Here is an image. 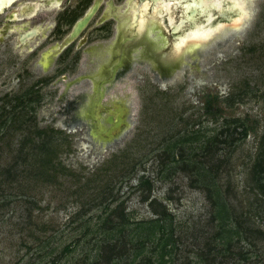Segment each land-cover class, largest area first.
<instances>
[{
	"label": "rangeland",
	"instance_id": "obj_1",
	"mask_svg": "<svg viewBox=\"0 0 264 264\" xmlns=\"http://www.w3.org/2000/svg\"><path fill=\"white\" fill-rule=\"evenodd\" d=\"M251 8L243 32L220 46L212 47L217 33L163 53L166 65L182 61L164 84L146 64L122 73L101 104L126 97L130 124L101 135L106 142L85 122L61 124L70 116L65 103L92 91L86 78L75 79L99 59L75 46L45 68L49 47L30 55L0 33V264H93L104 241L117 239L128 251L106 264L146 256L152 264H204L206 255L210 264H264V193L252 174L264 135V0ZM41 138L55 146L49 167L36 148ZM10 166L14 181L5 180ZM151 199L169 213L161 222H150L158 217ZM228 207L240 217L239 233L225 219Z\"/></svg>",
	"mask_w": 264,
	"mask_h": 264
},
{
	"label": "bare ground",
	"instance_id": "obj_2",
	"mask_svg": "<svg viewBox=\"0 0 264 264\" xmlns=\"http://www.w3.org/2000/svg\"><path fill=\"white\" fill-rule=\"evenodd\" d=\"M191 5L192 4L183 3L181 1H163L160 4L155 5L158 6V9L155 12L149 13L148 15L146 12H149L150 8L149 5L145 6L143 8L144 12L142 16L140 17L138 14V17L136 18L140 22V26L138 25L137 28L139 27L140 31L145 28L147 29L146 31L149 34L148 39H151V42L154 43L152 44L153 47H147V49L146 44H144L145 47L143 45L131 47L126 65L118 71L112 81L108 82V84H103L101 87L98 83L102 79H106L109 75L110 66L104 64L106 63L104 60L106 61L108 59L109 50H106L105 52H92L93 50H91V56L94 59H99V65L94 72L84 74V76L79 75L77 79H75V82L86 78L91 84L92 91L90 93H80L76 96V99H73L74 101H68L65 103L63 110L66 116H70L68 119L62 120L61 124L75 125L80 122H85L86 124L92 125L91 133L100 137L103 142H106L107 140L101 135L106 137L113 135L116 126L118 129L122 127L121 130H124V133L130 124V118L127 116V111H129V109H127L129 104L127 98L117 96V98L111 100L108 105L101 104L103 93L107 92V90L117 82L122 73H125L127 69H131L136 64H146L149 69L155 72L157 77L161 78L162 84H164L169 78L174 77V69L180 66L182 62L181 59L176 61L174 66H168L162 62L157 64L151 63L147 60V55H153L155 53L158 57L157 49L167 50L170 47H173L176 50L181 49V47L187 43L211 39V37L215 36L217 33L219 36L213 42L212 47L220 46L230 37H237L243 32L245 28L244 19L251 16L253 12V8H251V0H202V10L199 15L200 18L191 20L185 16L188 12L187 9ZM225 7L231 9L233 12L236 11V14L231 17L229 22L221 21L220 18H218L219 11ZM240 11H242V13ZM136 19L134 18L133 23L136 22ZM123 20L125 21L126 18ZM129 20L130 19H127V21ZM243 20L244 22H242ZM127 21L124 22V26L127 24ZM228 23L233 26H235L236 23H240L241 26L225 30ZM175 26H178V28L173 30V35H171L170 28ZM190 45L192 46L187 48L189 54L195 52L193 44ZM55 47L56 46L53 48ZM206 49L208 48L200 49L199 54L202 53V50L205 51ZM51 53L52 49H47L43 52L42 65L45 68L49 65V56ZM109 115H112L117 122L114 124L108 122Z\"/></svg>",
	"mask_w": 264,
	"mask_h": 264
},
{
	"label": "flooded vegetation",
	"instance_id": "obj_3",
	"mask_svg": "<svg viewBox=\"0 0 264 264\" xmlns=\"http://www.w3.org/2000/svg\"><path fill=\"white\" fill-rule=\"evenodd\" d=\"M163 1L172 0H0V33L5 38L11 37L7 43L14 44V47L10 45L12 49L26 50L30 55L49 47L52 49L49 59L54 54H67L75 46L89 53L98 48L109 50L108 59L104 60V64L110 66L109 75L98 83L101 87L103 82L112 81L126 65L131 47L144 44L146 48L153 47L147 29L140 31L137 28L140 22L136 18L138 14L142 16L145 6L149 5L148 15L155 12L158 9L155 5ZM88 15L89 20L77 36L61 47L76 23ZM124 18L125 21L130 19L125 26ZM95 32L102 33L101 38L90 41V35ZM101 41L105 44L102 45ZM158 57L161 59L158 61L165 64L162 54Z\"/></svg>",
	"mask_w": 264,
	"mask_h": 264
},
{
	"label": "trees",
	"instance_id": "obj_4",
	"mask_svg": "<svg viewBox=\"0 0 264 264\" xmlns=\"http://www.w3.org/2000/svg\"><path fill=\"white\" fill-rule=\"evenodd\" d=\"M25 94H29L28 92H26ZM12 128H16L18 127V125H11ZM53 131V130H51ZM242 134L245 135L246 134V129H243ZM36 133L38 134V136L41 135H45V133H47V131L44 130H40V129H36ZM230 135H232V133H229ZM52 139H46V138H41V142L36 144V148L40 150V154H43L44 157L42 158V165L43 166H48L49 164L52 162V159L49 157V153L52 150H55V146L52 144ZM226 141V140H224ZM25 143V142H24ZM54 146V147H53ZM260 152L257 156V158L255 159V162L252 165V174H253V179L256 181V187H258V189L264 193V135H262V137L260 138ZM207 151V150H206ZM182 156L180 155V160H182ZM218 166V165H217ZM14 168V167H13ZM12 166H10L9 168H7L5 170V180L6 181H14L16 178H14V174L11 171ZM48 169V168H47ZM55 169V168H54ZM3 174V171H2ZM148 185V189L149 191L151 190V185H150V181L148 179H145L143 181L140 182V185ZM150 194H148L147 196H145L143 199L147 200L149 199ZM155 200L151 199L150 200V205L152 206L154 212H156V214H158V217L154 220H150V222L152 223H158L161 222L162 220L166 219L169 215L167 209L165 206H162L161 209H159L157 206L154 205ZM119 206V205H118ZM117 206V207H118ZM116 207V208H117ZM223 207H226L225 202H223ZM116 210V209H114ZM119 210V208L117 209ZM225 214V219L232 221L235 225H237V230H235V232L239 233V228H241L242 222L240 221V217H237V214L235 213V208L231 207V208H225L224 213ZM116 216H118L121 219V222H119L120 224H122L124 221H126V217H125V213L120 209L118 212H116ZM124 225V224H122ZM121 227L118 228V230ZM162 228V226L159 224V230ZM232 229L230 228L229 231H231ZM232 232H234L232 230ZM247 232V231H245ZM173 233V230L171 231V234ZM220 232L218 231L216 234H219ZM217 236H215L214 238H216ZM239 240V239H237ZM228 250L230 251V249L233 248V243L232 241L228 242ZM120 244L122 245L120 247ZM124 245V246H123ZM128 251V248H126L125 246V242L123 240L117 239L114 242L111 241H104L103 245H102V251L100 252V259L99 261L94 262L93 264H106V263H112V261L115 259H119L120 256L124 255L125 252ZM210 252V249H209ZM208 252V253H209ZM217 253V251H216ZM145 259H141L139 263L137 264H152V261L150 260V257L146 256L144 257ZM206 259V263L204 264H210V261H208V255H206V257L204 258ZM214 260V259H213Z\"/></svg>",
	"mask_w": 264,
	"mask_h": 264
},
{
	"label": "water",
	"instance_id": "obj_5",
	"mask_svg": "<svg viewBox=\"0 0 264 264\" xmlns=\"http://www.w3.org/2000/svg\"><path fill=\"white\" fill-rule=\"evenodd\" d=\"M181 2L183 3H189L192 4L188 9H187V14L185 15L186 18L191 19V20H196L197 18L199 19V15L201 14V10H202V0H182ZM226 9V10H225ZM233 11L231 9L228 8H224L221 11H219V17L221 21H227L229 22L231 17L233 15L236 14V11ZM242 13V11H240ZM89 20V15L86 17L81 18L75 25V27L73 28V30L71 31V33L65 38V40L63 41V43L60 45L61 47H63L65 44H68L69 42H71L78 34V32L80 31V29L87 23V21ZM178 26L175 27H171L170 28V32L171 35H173V30L177 29ZM157 49V54H162L167 52L168 54L171 53V51H176V49H174L173 47L168 48L167 50L162 49ZM179 50V49H177ZM170 60V59H168ZM170 66V65H168ZM113 69L115 70V67H113ZM108 122L110 123H116V119L112 116L109 115L108 118ZM122 127H120L118 129V127L116 126L114 128L115 132L113 133V135H109L108 138L113 137L115 134H117L119 131H121Z\"/></svg>",
	"mask_w": 264,
	"mask_h": 264
}]
</instances>
